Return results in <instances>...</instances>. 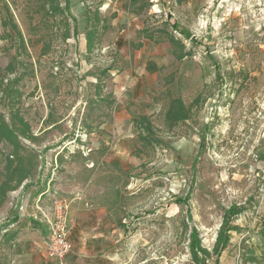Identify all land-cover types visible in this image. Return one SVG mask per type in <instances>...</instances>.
Wrapping results in <instances>:
<instances>
[{
    "label": "rangeland",
    "instance_id": "obj_1",
    "mask_svg": "<svg viewBox=\"0 0 264 264\" xmlns=\"http://www.w3.org/2000/svg\"><path fill=\"white\" fill-rule=\"evenodd\" d=\"M45 1L0 0V115L35 165L0 197V264H196L194 231L215 264L231 208L240 231L217 264H264V0H58L57 25ZM169 34L190 57L176 59ZM175 99L188 117L170 126ZM0 142L1 185L13 149ZM54 190L106 210L80 251L71 229L63 263L44 248L48 195L33 205Z\"/></svg>",
    "mask_w": 264,
    "mask_h": 264
},
{
    "label": "trees",
    "instance_id": "obj_2",
    "mask_svg": "<svg viewBox=\"0 0 264 264\" xmlns=\"http://www.w3.org/2000/svg\"><path fill=\"white\" fill-rule=\"evenodd\" d=\"M48 3L49 9L45 11V17H46V23L57 25L59 23L58 17L59 15H63L65 13V10L60 8V5L58 3V0H46L44 4ZM45 9V7H43ZM168 21L171 20V17L167 14ZM94 17L99 19V12L94 13ZM63 18V23H65L68 26V19L65 17ZM90 21H93L90 18ZM93 23V22H92ZM173 28L175 30L179 31V28L176 23L173 24ZM74 33H76V29L74 30ZM98 33V30L92 28L87 32V50L91 52L94 48V38L96 34ZM155 31L150 30L148 28L144 29L143 31V37L146 40L150 41H156L155 39ZM65 39L69 37L68 32L66 31ZM168 41L170 45L174 49V56L177 60L182 61L185 58H188L191 56V52L186 50V45L179 40L175 38L173 35H168ZM141 45V44H139ZM47 46L44 47V49ZM187 109L185 108L184 104L181 100L175 99L171 101V105L167 111L166 119L169 122L170 126H175L182 121H185L188 117ZM137 126L141 129L140 132V140L142 142H154L155 137L152 132V126L151 122L148 117H139L137 118ZM25 130L22 131V135L28 136L29 128L28 126L24 125ZM18 129L13 126L10 127L3 119V117L0 115V141H6L7 144H9L13 151L11 152L10 157L7 159L6 163V169H7V176L5 182H3L0 185V197L3 199L8 191H15L18 188L21 187L23 182H25L34 172V163L33 160H27L25 159L21 153L22 151H26L24 147L22 146L21 142L18 141ZM32 138L30 134V139ZM1 143V142H0ZM27 185L24 186L26 188ZM239 214V211L231 208L228 212H226L224 223L221 227L220 233L218 234L216 244L214 247V255L216 256L215 264L218 263L219 258L223 254V252L226 250V248L229 246L231 241V236L229 235L230 232H239L240 229L231 226L230 218L234 217ZM18 221V217H14L10 224L16 223ZM15 237V234L13 236L8 237L7 240H11ZM191 245L190 250L193 257V261L196 264H203L205 262V259L210 257V254L201 248L200 240L198 239L197 233L194 231L191 235Z\"/></svg>",
    "mask_w": 264,
    "mask_h": 264
},
{
    "label": "built area",
    "instance_id": "obj_3",
    "mask_svg": "<svg viewBox=\"0 0 264 264\" xmlns=\"http://www.w3.org/2000/svg\"><path fill=\"white\" fill-rule=\"evenodd\" d=\"M48 197L51 210L44 215V222L48 226L46 252L49 259L63 263L72 251L69 220L71 202L59 195L57 190L48 191Z\"/></svg>",
    "mask_w": 264,
    "mask_h": 264
},
{
    "label": "crops",
    "instance_id": "obj_4",
    "mask_svg": "<svg viewBox=\"0 0 264 264\" xmlns=\"http://www.w3.org/2000/svg\"><path fill=\"white\" fill-rule=\"evenodd\" d=\"M46 194L48 195V192L43 191L42 193H39L35 198H33L34 199L33 205L35 204L37 199H38V202H40L42 199L45 200V198L47 197ZM43 196H46V197L43 198ZM105 211L106 210L99 209V207L95 205L85 206L84 201L78 202L77 200H74V202L70 206V212H69V220H70V226L72 229V235H73L72 239L74 243V249H76L77 246L79 248L80 244L90 243L93 240L92 239L93 232L99 227L100 222L106 216ZM33 213H34V209L32 211V214ZM44 223L45 222L43 220V224ZM47 234H48V229H47ZM46 240H47V235H46ZM96 246L100 247L99 244H97ZM44 248L46 251V241L44 244ZM85 248L90 249L91 247L88 246ZM79 251H80V248H79ZM73 255H75L74 252H73Z\"/></svg>",
    "mask_w": 264,
    "mask_h": 264
}]
</instances>
